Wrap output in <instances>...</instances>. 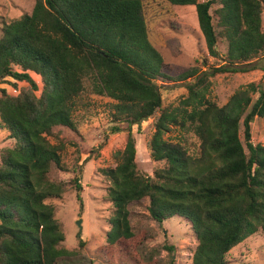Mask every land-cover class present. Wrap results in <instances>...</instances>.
<instances>
[{"label":"trees","instance_id":"1","mask_svg":"<svg viewBox=\"0 0 264 264\" xmlns=\"http://www.w3.org/2000/svg\"><path fill=\"white\" fill-rule=\"evenodd\" d=\"M167 1L196 9L208 56L221 62L201 55L173 78L187 95L168 107L158 85L165 60L149 40L142 0H35L31 14L3 24L0 85L17 88L11 78L30 89L14 96L0 87V129L15 141L0 153V264H56L73 254L62 247L54 201L75 191L83 209L80 178H62L69 172L62 152L83 140L75 112L92 96L113 101L114 130L126 132L117 166L101 170L113 205L104 247L112 264H146L128 209L145 199L154 221L191 225L193 264H230V251L264 234V144L252 141L253 122L264 119V81L222 107L212 99L217 75L264 70V0ZM30 73L41 78L40 95ZM152 118L150 156L165 166L147 176L137 167L132 127ZM172 128L198 138L197 155L165 138Z\"/></svg>","mask_w":264,"mask_h":264},{"label":"rangeland","instance_id":"2","mask_svg":"<svg viewBox=\"0 0 264 264\" xmlns=\"http://www.w3.org/2000/svg\"><path fill=\"white\" fill-rule=\"evenodd\" d=\"M142 2L149 40L165 60L164 73L167 78L158 80L164 106L177 105L181 98L187 95V90L185 83L174 82L173 78L193 66L201 55L208 59L209 65L218 66L221 62L208 56L194 7H175L167 0ZM34 5L35 0H0V37L5 22L19 19L23 14H31ZM262 18L264 26V7ZM219 50L223 54L226 49L219 46ZM30 74L39 87L35 94L40 95L43 87L41 78L34 73ZM6 80L17 84V88L10 84L0 85L11 95L15 96L23 89H30L28 83H16L11 78ZM212 81V99L222 107L239 89L264 81V70L220 74ZM257 97L258 95L254 96L255 99ZM89 101L88 108L75 112V121L83 140L77 138L78 147L67 146L62 152L63 162L69 171L64 173L62 178L66 181L75 176L80 178L83 209L80 208L75 191L65 194L61 200L54 201L56 216L63 225L66 237L62 247L73 252L70 256L60 258L56 264H112L104 247L106 233L110 229L108 219L112 215L113 205L107 196L110 182L101 170L117 166L116 154L125 149L126 132L114 130L118 123L111 115V99L92 96ZM155 121L152 118L140 126L132 127L137 149V167L147 176H153L156 169L165 166V163L155 162L150 156L149 142L155 132ZM240 137L247 150L243 128ZM165 138L182 142L190 154H198L200 141L193 134L172 128ZM252 141L254 144H264V119L256 118L253 122ZM14 145L15 141L9 137V133L0 129V153ZM148 207L147 199L132 203L128 207L133 231L143 238L138 252L144 262L193 264L198 240L191 225L180 218L158 223L150 217ZM79 221L82 229L78 226ZM227 259L230 264H264V234L259 232L247 239L230 251Z\"/></svg>","mask_w":264,"mask_h":264},{"label":"water","instance_id":"3","mask_svg":"<svg viewBox=\"0 0 264 264\" xmlns=\"http://www.w3.org/2000/svg\"><path fill=\"white\" fill-rule=\"evenodd\" d=\"M78 226L82 229L81 221L78 222Z\"/></svg>","mask_w":264,"mask_h":264}]
</instances>
